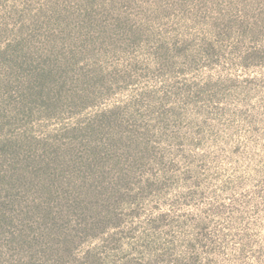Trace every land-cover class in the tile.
Segmentation results:
<instances>
[{
  "label": "rangeland",
  "instance_id": "1",
  "mask_svg": "<svg viewBox=\"0 0 264 264\" xmlns=\"http://www.w3.org/2000/svg\"><path fill=\"white\" fill-rule=\"evenodd\" d=\"M37 2L0 0V28ZM118 2L105 16L124 9L132 25L92 38H134L115 58L130 78L90 80L99 97L69 122L126 113L113 183L126 190L113 192L115 228L82 240L77 264H264V0Z\"/></svg>",
  "mask_w": 264,
  "mask_h": 264
},
{
  "label": "trees",
  "instance_id": "2",
  "mask_svg": "<svg viewBox=\"0 0 264 264\" xmlns=\"http://www.w3.org/2000/svg\"><path fill=\"white\" fill-rule=\"evenodd\" d=\"M37 4L12 27L3 23L9 31L0 28V264H77L82 240L115 228L113 192L126 190L113 184L116 131L126 113L69 118L99 97L90 80L114 89L130 78L115 58L129 54L134 38L125 47L117 32L92 35L110 34L115 20L125 34L133 21L124 9L105 16L118 0ZM53 119L60 124L43 133Z\"/></svg>",
  "mask_w": 264,
  "mask_h": 264
}]
</instances>
